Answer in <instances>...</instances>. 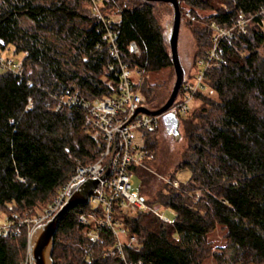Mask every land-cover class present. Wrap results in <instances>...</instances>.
Returning <instances> with one entry per match:
<instances>
[{"label": "trees", "instance_id": "1", "mask_svg": "<svg viewBox=\"0 0 264 264\" xmlns=\"http://www.w3.org/2000/svg\"><path fill=\"white\" fill-rule=\"evenodd\" d=\"M99 1L123 61L142 72L144 104L160 109L162 84L149 77L174 69L155 16L160 2L131 0L119 11L118 0ZM213 1L179 0L181 12L186 5L194 20L212 11L203 18L207 27L194 30L200 59L213 52L216 30L253 19L219 44L218 64L206 71L195 93L201 107L175 114L187 142L176 172L188 170L190 178L150 200L143 186L151 175L140 167L133 170L149 204L177 213L164 223L150 212H120L141 242L139 251L127 252L137 264H205L211 256L209 236L218 227L225 231L230 254L225 264H264V13L258 15L264 0L250 8L244 0H216L220 8ZM92 5L91 0H0V47L12 46L24 55L21 75L0 69V211L12 223L0 236V264L24 263L32 228L26 221L40 205L47 210L54 203L80 166L100 158L102 137L87 124L84 110L76 105L57 110L62 98L89 101L116 92L118 66L97 49L105 27ZM116 16L120 21H114ZM132 42L139 54L129 51ZM205 88L215 98L205 95ZM159 127L143 132L144 162L158 149L154 133ZM92 210L77 206L60 220L54 264H124L104 256L113 244L108 233L94 245L86 236L79 217ZM94 210L100 213L102 206Z\"/></svg>", "mask_w": 264, "mask_h": 264}, {"label": "built area", "instance_id": "2", "mask_svg": "<svg viewBox=\"0 0 264 264\" xmlns=\"http://www.w3.org/2000/svg\"><path fill=\"white\" fill-rule=\"evenodd\" d=\"M91 1L94 6V13L100 17L105 27L102 43L98 44L97 49L107 53L116 61L119 82L115 89L116 92L112 96L89 101H77L73 98H62L59 101L57 110L62 111L65 107L72 105L84 110L87 124L95 128L102 137V152L98 161L88 166H80L77 169L75 176L63 187L59 197L49 206L43 220L45 224L55 216L69 199L73 187L78 188L87 181L97 180L99 182V196L90 198L87 206H91L93 210L82 214L79 217V223L86 227V236L93 245L103 241L104 234L108 233L113 238L112 246L104 253L105 257L119 258L124 264H137L128 259L127 252L139 251L141 242L135 235L130 234L127 226L119 218L120 212L131 214L150 212L164 223H171L177 217L175 211L167 209L161 204H149L140 192L134 189L135 174L133 170L143 166L146 155L144 150L145 139L139 143L137 142V135L158 127L163 121V117L151 116L144 112L137 113L140 108L150 110L144 104L141 94L142 72L130 68L123 61L117 36L111 28V20L103 17L101 8L97 7L100 3L99 0ZM262 13H264V6L258 15ZM252 19L253 17L241 18L234 27L219 30L222 35L215 39V46L211 55L207 60L201 62L204 70L199 75L197 84L195 87L185 86L183 97H177L168 113L186 114L189 111L206 71L218 64L215 59H219L217 53L219 44L234 36L236 29L243 27ZM129 51L133 54L140 52L138 45L134 42L130 43ZM3 66L5 69H13L18 75L22 73V68L14 63L8 62L7 65ZM171 184L174 187H179L177 180L171 181ZM98 205L102 206L100 213L94 210ZM165 211H170L173 219L169 218ZM39 223L38 221H31V231ZM11 227L12 223L9 221L7 226L0 228V236H6ZM23 264H32L31 257L27 256ZM138 264L142 263L139 262Z\"/></svg>", "mask_w": 264, "mask_h": 264}, {"label": "rangeland", "instance_id": "3", "mask_svg": "<svg viewBox=\"0 0 264 264\" xmlns=\"http://www.w3.org/2000/svg\"><path fill=\"white\" fill-rule=\"evenodd\" d=\"M129 1L131 0H118L116 7L117 10L120 11L121 5H124L126 2ZM261 1L263 0H244V3L248 8H250L257 3H260ZM213 2L215 8L221 7L220 2L216 0H214ZM97 7L101 8L100 3H98ZM92 8L94 9L93 5ZM182 9L183 10L181 27L179 32L178 53L181 65L185 71V80L188 81L187 86L195 87L199 75L204 70L203 66H201V62L204 60L200 59L198 55L199 46L196 36L194 34V30H202L207 27V22L203 18L205 16L210 15L212 11H202L200 12L202 15V19L194 20L193 15L189 13V9L186 5L182 4ZM155 16L157 22L161 26L163 35L166 39V44L168 46V39L172 33L173 28L174 9L168 3L166 4L160 2V4L155 5ZM114 21H120V16H116L114 18ZM221 35V31H219L218 29L215 31L214 38H220ZM0 44L1 46L4 45L3 42H0ZM23 57V54H16L15 49L12 46H7L4 49L0 47V69L3 70V65H7L8 62L14 63L17 66H21L20 63ZM175 81L176 77L173 68H168L159 73L152 74L149 77V82H158L162 84V87L159 89L160 98L157 100L158 102H160V107L168 101L173 91ZM238 83L242 86H245V84L241 82ZM204 92L206 93L205 95L212 96L214 98L216 96V94L211 92V90H209L208 88H205ZM193 100L194 101L192 103V107L189 109L190 112L192 110L194 111L199 109L202 104V102L196 99L195 95ZM150 107H152V105H150ZM154 136L158 142V149L155 152V155H151L149 158H147L143 166L140 167V170L147 171L151 175L149 181L143 186V195L150 200L155 199V192H158L159 190L164 191L168 188V186H171V181H173L172 176L176 172L178 165L181 163L183 152L187 146L183 126L181 123H178L177 134L170 135L167 133L164 122L162 121L158 130L154 133ZM143 139H145L143 133H139L137 135V142L140 143ZM189 178L190 172L188 170H179L175 173V180H177L178 182H186ZM133 181L134 189L139 190L141 187V182L138 177L135 176ZM46 207V205H40L37 208V211L34 212V216L31 217V219L29 218V220L27 221L30 224L31 221H38L40 222L38 226L43 225L44 214L47 211L45 209ZM165 214L169 218L173 219V216L171 215L170 211H165ZM8 223L9 221L7 215L3 211H0V228L7 226ZM208 243L209 247L211 248V256L206 259L205 264H225V261L230 258V254L227 250V240L225 238V231L218 227L217 230L209 236ZM27 256L31 257L29 250Z\"/></svg>", "mask_w": 264, "mask_h": 264}, {"label": "water", "instance_id": "4", "mask_svg": "<svg viewBox=\"0 0 264 264\" xmlns=\"http://www.w3.org/2000/svg\"><path fill=\"white\" fill-rule=\"evenodd\" d=\"M147 2L168 3L174 9V21L172 33L168 39L171 51L172 63L175 71L176 81L173 91L168 101L158 110L150 111L146 108H140L138 112H144L151 116H162L166 131L170 135L177 134L178 120L174 114L168 113L173 107L180 89L185 81V71L181 65L178 42L181 27L182 12L179 0H143ZM98 181L90 180L80 187H73L70 191V197L55 216L43 225L37 226L30 232L28 249L31 255L32 264H54L53 253L55 247V238L59 229L60 220L72 209L77 206H86L89 204L92 196L98 197Z\"/></svg>", "mask_w": 264, "mask_h": 264}]
</instances>
